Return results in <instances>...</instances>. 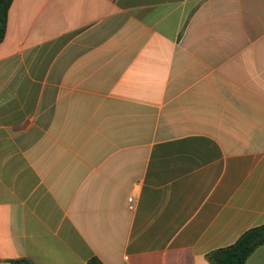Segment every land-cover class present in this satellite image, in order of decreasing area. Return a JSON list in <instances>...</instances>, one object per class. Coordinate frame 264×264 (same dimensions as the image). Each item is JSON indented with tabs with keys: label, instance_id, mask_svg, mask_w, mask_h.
<instances>
[{
	"label": "crops",
	"instance_id": "1",
	"mask_svg": "<svg viewBox=\"0 0 264 264\" xmlns=\"http://www.w3.org/2000/svg\"><path fill=\"white\" fill-rule=\"evenodd\" d=\"M262 225L264 0L13 1L0 264H211Z\"/></svg>",
	"mask_w": 264,
	"mask_h": 264
},
{
	"label": "trees",
	"instance_id": "2",
	"mask_svg": "<svg viewBox=\"0 0 264 264\" xmlns=\"http://www.w3.org/2000/svg\"><path fill=\"white\" fill-rule=\"evenodd\" d=\"M14 0H0V44L5 38L8 15ZM264 244V225L245 232L233 245L211 252V264H246L258 247ZM91 264H102L92 259Z\"/></svg>",
	"mask_w": 264,
	"mask_h": 264
},
{
	"label": "built area",
	"instance_id": "3",
	"mask_svg": "<svg viewBox=\"0 0 264 264\" xmlns=\"http://www.w3.org/2000/svg\"><path fill=\"white\" fill-rule=\"evenodd\" d=\"M138 197L135 194H132L128 199V209L134 212L137 208Z\"/></svg>",
	"mask_w": 264,
	"mask_h": 264
}]
</instances>
